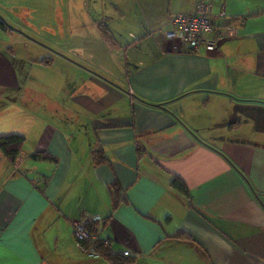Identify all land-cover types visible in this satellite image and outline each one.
I'll return each mask as SVG.
<instances>
[{"label":"crops","instance_id":"1","mask_svg":"<svg viewBox=\"0 0 264 264\" xmlns=\"http://www.w3.org/2000/svg\"><path fill=\"white\" fill-rule=\"evenodd\" d=\"M202 1L216 32L231 33L215 52L174 50L154 32ZM129 2L138 27L124 47L103 16L82 48L68 40L55 53L0 31V94L31 95L29 83L38 82L44 96L43 105L13 100L0 109V137H24L16 165L0 152V264H110L75 241L73 225L85 216L100 219L111 253L128 252V264H264V0ZM112 55L115 68L126 66L120 81L105 68ZM58 71L70 86L71 114L90 125L87 141L52 123L55 99L45 83ZM40 152L56 162L28 168ZM113 182L124 199L116 208Z\"/></svg>","mask_w":264,"mask_h":264},{"label":"rangeland","instance_id":"2","mask_svg":"<svg viewBox=\"0 0 264 264\" xmlns=\"http://www.w3.org/2000/svg\"><path fill=\"white\" fill-rule=\"evenodd\" d=\"M133 11L135 12V9H133L129 0H0V16L14 31L9 37L13 41L18 39V37H21V40L24 41H27L26 39L33 40L45 49L47 53H55L58 52L57 50H63L64 48V51H66L68 40L72 43V48H82L86 41L85 35L89 27H93L99 21H104V18L113 30H116L117 36L115 39L117 38V42H120L122 47H124L126 44L124 42H131L125 35L131 29L138 27L136 12L133 13ZM154 32L157 33V31ZM14 48L20 54L29 52V49H26L25 46L15 45ZM113 56L112 58L114 59H108L110 64L105 63L107 64L105 68L108 70V74L112 73L113 78L120 81L122 77L124 79L123 74L126 66H122L117 62L118 67L115 68L113 64L118 56ZM103 61H105V58H103ZM83 68L92 72L89 68ZM32 72L34 73L35 71ZM55 79L52 83H45L51 87L52 99H55V107L49 111V113L55 112L54 114L56 115L52 117V123L73 127L71 132L76 143L89 140L91 137L89 135L90 125L85 124L83 116L76 115L78 111L74 109V114H71L69 110V107L73 104L68 100L70 86L69 84L67 86V82L64 81V75L58 71ZM37 83H29L31 95H23L20 90L15 93L0 94V109L9 103L12 104L13 100L17 101L14 105L18 108L23 107L25 104L29 106L41 105L44 96L38 94L40 89H38ZM77 84L78 82H76ZM44 105L46 106L47 102ZM4 110H7V107ZM26 113L27 111L24 114L30 118V115ZM65 114H67L68 120ZM74 116L75 119H73ZM6 118L7 114L1 115L0 122ZM37 134L39 133L34 130L28 138V144L32 147ZM24 165L25 163H23ZM26 165L30 169L38 170L36 167L39 164L34 160H29ZM19 169L24 170L25 168L19 167ZM48 177L45 181H47Z\"/></svg>","mask_w":264,"mask_h":264},{"label":"built area","instance_id":"3","mask_svg":"<svg viewBox=\"0 0 264 264\" xmlns=\"http://www.w3.org/2000/svg\"><path fill=\"white\" fill-rule=\"evenodd\" d=\"M211 12L212 8L209 2H199L192 13L170 17L165 29H159L157 34L161 35L174 50L186 47L195 53L215 52L219 48L220 43L228 38L231 33L228 29L225 32H216ZM221 16L224 17V14L222 13ZM128 95L131 98V91H129ZM93 224L95 229L90 234L89 228ZM72 232L79 248L88 257L98 258L99 254L94 251L91 245L87 246V248L83 247L81 243L84 239L91 237L92 240H101L104 247L109 245V241L101 236L102 227L98 218L83 217L73 225ZM123 255L128 256L129 253L124 252Z\"/></svg>","mask_w":264,"mask_h":264},{"label":"trees","instance_id":"4","mask_svg":"<svg viewBox=\"0 0 264 264\" xmlns=\"http://www.w3.org/2000/svg\"><path fill=\"white\" fill-rule=\"evenodd\" d=\"M99 28L101 31V37L106 42L110 43L112 37L106 26L101 25ZM0 31L5 33L13 31L11 26L1 16H0ZM41 62L46 64L49 61L43 59ZM23 144H24V137L22 136L19 135L2 136L0 137V152L12 165H16V161L23 147ZM91 156L96 165H100L105 162V158L101 151H93L91 153ZM31 159L34 161L43 160V161H50L52 163L56 162V159L50 156L49 154H47L46 152L36 153L35 155H32ZM173 186L179 192L186 193L185 187L179 180H174ZM110 190H111L112 207L116 208L121 202L124 201L123 193L121 191V188L116 182L111 183ZM94 229H95V225L93 224L89 228V233L91 234L94 231ZM81 245L85 248L91 245L94 251L99 254L98 259L106 260L110 264H128L131 262V260L127 258L128 256H124L123 253L121 255H116L114 253H111L110 245H108V247H104L101 240L98 239L92 240L91 237H89L87 239H84Z\"/></svg>","mask_w":264,"mask_h":264}]
</instances>
